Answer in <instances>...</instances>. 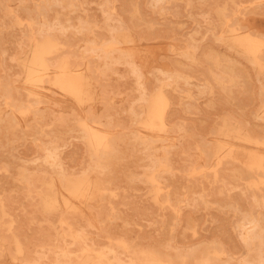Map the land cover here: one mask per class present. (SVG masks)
<instances>
[{
  "label": "rangeland",
  "instance_id": "374dc122",
  "mask_svg": "<svg viewBox=\"0 0 264 264\" xmlns=\"http://www.w3.org/2000/svg\"><path fill=\"white\" fill-rule=\"evenodd\" d=\"M262 40L264 0H0V264H264Z\"/></svg>",
  "mask_w": 264,
  "mask_h": 264
},
{
  "label": "bare ground",
  "instance_id": "6f19581e",
  "mask_svg": "<svg viewBox=\"0 0 264 264\" xmlns=\"http://www.w3.org/2000/svg\"><path fill=\"white\" fill-rule=\"evenodd\" d=\"M46 1V0H45ZM51 3H52V1H51ZM46 4H48V3H46ZM29 25V24H28ZM31 27V26H30ZM248 28V27H247ZM30 29V28H29ZM37 29H38V27H37ZM42 28H40V30H41ZM236 29V28H235ZM238 29V28H237ZM39 30V31H40ZM29 31V30H28ZM32 31V30H31ZM47 31V30H46ZM46 31H45V33H46ZM237 31V30H236ZM239 32V31H238ZM238 32H235V33H238ZM244 32V31H243ZM251 32V31H250ZM34 34V33H33ZM254 35V34H253ZM252 35V36H253ZM33 36H35V35H33ZM250 36H251V34H250ZM32 37V36H31ZM254 37H255V35H254ZM36 38V37H35ZM43 38V37H42ZM239 37H237L236 39L237 40H239L238 39ZM252 38V37H251ZM30 39H32V38H30ZM41 39V38H40ZM112 39H113V37H112ZM36 40V39H35ZM113 40H115V39H113ZM242 41H243V39H241ZM257 40V39H256ZM33 41H34V39H33ZM138 41V40H137ZM143 41V40H142ZM233 41V40H232ZM262 41H264V40H262ZM37 42V41H36ZM115 42V41H114ZM113 41H112V45H113V43H114ZM144 42V41H143ZM153 42V41H152ZM55 43V42H54ZM57 43V42H56ZM128 43V42H127ZM130 43V42H129ZM150 43V42H149ZM131 44V43H130ZM139 44V43H138ZM52 46H53V44H51ZM119 45H122V44H120V42H119ZM50 46V45H49ZM111 46V45H110ZM48 47V46H47ZM46 47V51H48V49L50 48H47ZM57 47V46H56ZM120 47V46H119ZM128 47V46H127ZM53 48L55 49V46H53ZM52 49V48H51ZM91 49V48H90ZM94 49H92V51H93ZM114 50V49H113ZM118 50V49H117ZM60 51V50H59ZM89 51H91V50H89ZM116 51V50H115ZM246 51V50H245ZM249 51V50H248ZM119 52V51H118ZM121 52V51H120ZM120 52H119V54H120ZM49 53L50 52H48V55H49ZM239 53V52H238ZM50 54H52V53H50ZM58 54H61L60 52L58 53ZM123 54V53H122ZM121 54V55H122ZM124 54H126V53H124ZM124 54H123V56H124ZM249 54H252V55H254L253 54V51H251ZM57 55V54H56ZM129 55V54H128ZM53 56V55H52ZM51 56V57H52ZM104 56V58L106 57V54L105 55H103ZM247 57H248V55H246ZM48 57H50V56H48ZM127 57V56H126ZM47 58V57H46ZM60 58H61V56H60ZM102 58V57H101ZM109 58V57H108ZM107 58V59H108ZM159 58V57H158ZM254 58V57H253ZM248 59V58H247ZM59 60V59H58ZM117 60V59H116ZM130 60H132V59H130ZM250 60V59H249ZM50 61V60H49ZM252 61H254L253 59L251 60V62ZM70 62V61H69ZM256 62V61H255ZM50 63V62H49ZM105 63V66L104 67H107L108 66V64H106V62H105V60H104V62H103V64ZM253 63V62H252ZM258 63L259 62H257V65H258ZM261 63V62H260ZM102 64V65H103ZM135 64V63H134ZM255 64V63H254ZM48 65H50V64H48ZM53 65V64H52ZM69 65H71V64H69ZM56 66H57V64H56ZM66 66H67V63H66ZM87 66V65H86ZM137 66V65H136ZM259 66V65H258ZM52 67V66H51ZM50 67V68H51ZM73 67V66H72ZM71 67V68H72ZM75 69V68H74ZM157 69H160V68H157ZM84 70V69H83ZM70 71V70H69ZM68 71V72H69ZM161 71V70H160ZM74 72V71H73ZM71 73V71H70V73L71 74H76V73ZM80 72H82V71H80ZM87 72V71H86ZM86 72H85V70H84V73L86 74ZM165 72V71H164ZM40 73V72H39ZM167 73H169V72H167ZM166 73V74H167ZM78 74H80V73H78ZM85 74L83 75L84 77H85ZM87 74H88V72H87ZM87 74H86V76H87ZM164 74V73H163ZM29 76H31V74L29 75ZM28 76V77H29ZM140 76V75H139ZM164 76V75H163ZM170 76H171V73L169 74V78H170ZM80 77V76H79ZM90 77H91V74H90ZM143 77V76H142ZM141 77V78H142ZM50 78H51V76H50ZM53 78V77H52ZM164 78V77H163ZM45 79V78H44ZM31 80V79H30ZM33 80H35V79H33ZM33 80L31 81V82H33ZM46 80V79H45ZM93 80V79H92ZM163 80V79H162ZM88 82H90V81H88ZM26 83V82H25ZM33 83H35V81L33 82ZM37 84H41L40 82H36ZM45 83V82H44ZM48 83V82H47ZM58 83L60 84L59 86H60V88L62 89V90H64V91H66L68 94H71V95H73V96H76L77 98L79 97V96H82V95H85V90H86V85L84 84V80L83 79H80V78H76L75 76H67V75H64V76H62L59 80H58ZM87 84V83H86ZM92 84V83H91ZM53 87H55V86H53ZM39 88V87H38ZM92 88V87H91ZM94 88V87H93ZM160 88V87H159ZM59 89V88H58ZM28 90V89H27ZM162 90V89H161ZM31 91V90H30ZM61 91V90H60ZM93 91V90H92ZM25 92H27V94H30V93H28V91H25ZM66 92H64V93H66ZM159 93V92H158ZM160 94V93H159ZM165 95V94H164ZM62 96V95H61ZM28 97H32V96H29L28 95ZM166 97V96H165ZM65 98V97H64ZM74 98V97H73ZM84 98V97H83ZM80 99V98H79ZM93 100H95V99H93ZM74 101H75V99H74ZM146 102H147V100H146ZM79 103H81L80 101H79ZM84 103V102H83ZM161 103V102H160ZM85 104H87V103H85ZM147 104V103H146ZM91 105V104H90ZM83 106V105H82ZM88 106V105H87ZM153 106H154V104H153ZM152 106V107H153ZM161 106V105H160ZM91 107V106H90ZM163 107V106H162ZM80 109V108H79ZM152 109V108H151ZM162 109V108H161ZM164 109V108H163ZM29 110V109H28ZM89 110H92V109H89ZM88 111V110H87ZM86 112V111H85ZM90 112L91 111H89V112H87V113H85V114H90ZM143 112V111H142ZM153 113H154V111H152ZM152 113V114H153ZM162 113H163V110H162ZM150 114H151V112H150ZM152 114H151V116L149 117L150 119H151V117H152ZM156 114H159V112L158 113H156ZM161 114V113H160ZM92 115H93V113H92ZM162 115V114H161ZM90 116V115H89ZM86 117V116H85ZM84 117V118H85ZM161 117V116H160ZM94 118V117H93ZM154 118V117H153ZM165 118V117H164ZM81 119V118H80ZM96 120H94V121H98L97 120V117L95 118ZM90 120V119H89ZM153 120V119H152ZM151 120V121H152ZM158 120V119H157ZM79 121H81V120H79ZM87 121H88V118H87ZM154 121H156L155 119L152 121V122H148V123H153ZM85 122H86V120H85ZM90 122H93L92 121V117H91V121ZM100 122V121H99ZM146 122V121H145ZM158 122H160V124L162 123V121H158ZM164 122V121H163ZM95 123V122H94ZM154 123H156V122H154ZM82 124V123H81ZM87 124V123H86ZM93 124V123H92ZM140 124V123H139ZM149 124V125H150ZM157 124H159V123H157ZM165 124V123H164ZM169 124V123H168ZM80 125V124H79ZM96 125H97V123H96ZM155 126H156V124H154ZM153 125V126H154ZM162 125V124H161ZM90 126V125H89ZM100 126V125H99ZM142 126H144V125H142ZM151 126V125H150ZM152 126V127H153ZM160 126V125H159ZM158 126V127H159ZM102 127H103V125H102ZM101 127V128H102ZM146 127H148V124H147V126ZM157 127V128H158ZM167 127V126H166ZM242 127V126H241ZM93 128V127H92ZM157 128H156V130H157ZM162 128H164L163 126H162ZM161 128V129H162ZM244 128V127H243ZM149 129H151L150 127H149ZM155 129V128H154ZM167 129H168V127H167ZM101 130V129H100ZM164 130H166V129H164ZM243 130V129H242ZM247 130V129H246ZM106 131H107V129H106ZM105 131V133H107ZM163 131V130H162ZM99 132H101V131H99ZM137 132V131H136ZM159 132V131H158ZM247 132V131H246ZM87 133V132H86ZM85 133V134H86ZM142 133V132H141ZM167 133V132H166ZM108 134V133H107ZM139 134V133H138ZM249 134V133H248ZM111 135V134H110ZM87 136V135H86ZM144 136H145V134H144ZM250 136V135H249ZM89 138H90V144H92L93 146H99V145H101V143L103 142V137H102V135L100 134V133H98V132H95V131H91L90 133H89V136H88ZM150 137V136H149ZM148 137V138H149ZM157 137V136H156ZM160 137V136H159ZM164 137V136H163ZM166 137V136H165ZM113 138V137H112ZM148 138H147V140H148ZM151 138V137H150ZM161 138V137H160ZM232 138V137H231ZM85 139V138H84ZM110 139V138H109ZM140 139V138H139ZM159 139V138H158ZM233 139V138H232ZM86 140V139H85ZM111 140H113V139H111ZM155 140H157V139H155ZM163 140V139H162ZM141 141H142V139H141ZM145 141V140H144ZM158 141H160V140H158ZM86 142V141H85ZM149 142H151V140L149 141ZM152 142H153V140H152ZM157 142V141H156ZM142 143V142H141ZM153 143H155V142H153ZM106 144V143H105ZM110 144V143H109ZM151 144V143H150ZM87 145H88V143H87ZM90 146V145H89ZM109 146V145H108ZM104 147H106V146H104ZM90 148V147H89ZM93 149H95V148H93ZM108 149V148H107ZM110 149H111V147H110ZM110 149H109V151H110ZM99 150H100V148H99ZM102 150V149H101ZM92 151V150H91ZM90 151V152H91ZM112 151V150H111ZM98 152H100V151H98ZM105 152H106V149H105ZM105 152H104V154H105ZM113 152V151H112ZM95 153V152H94ZM214 153V152H213ZM91 154V153H90ZM102 154V153H101ZM103 154V155H104ZM94 155V154H93ZM97 155V154H96ZM107 155V154H106ZM111 155V154H110ZM214 155V154H213ZM100 156V155H99ZM94 157H96V156H94ZM222 157V156H221ZM220 157V158H221ZM50 158V157H49ZM98 158V157H97ZM100 158H101V156H100ZM108 158H110V157H108ZM219 158V157H218ZM99 159V158H98ZM107 159V158H106ZM222 159V158H221ZM102 159H100V161H101ZM104 160H105V158H104ZM97 162V161H96ZM238 163V162H237ZM51 164V163H50ZM234 165V164H233ZM262 166H264V164H262ZM258 167V166H257ZM252 169H254V168H252ZM238 170V169H237ZM247 170V169H246ZM255 170V169H254ZM253 170V171H254ZM261 170H264V169H262L261 168ZM251 172V171H250ZM252 173V172H251ZM235 174H237L236 172H235ZM241 173H239V175H240ZM246 174H247V172H246ZM154 180V179H153ZM86 180H84V182H85ZM81 184L83 183V182H80ZM87 183V182H86ZM85 183V184H86ZM152 184V183H151ZM154 184H156L155 183V180H154ZM83 185V184H82ZM82 185H79L81 188H82V190H83V187H82ZM89 186H90V183H89ZM65 187V186H64ZM62 189V188H61ZM79 189V188H78ZM101 190H103V189H101ZM81 191V190H80ZM66 192V191H65ZM77 192H79L78 190H77ZM91 192V191H90ZM67 193V192H66ZM69 193V192H68ZM71 193V192H70ZM74 193V192H73ZM76 194V193H75ZM99 195H101V194H99ZM167 196V195H166ZM72 198H73V196H72ZM99 198H100V196H99ZM98 198V199H99ZM169 199V197L167 198V199H165V200H168ZM87 201V200H86ZM52 202V201H51ZM168 202H169V200H168ZM57 204V203H56ZM81 204V203H80ZM89 205V204H88ZM94 208V207H93ZM88 209H90V208H88ZM175 209V208H174ZM251 220V219H250ZM249 220V221H250ZM248 221V222H249ZM254 221V220H253ZM253 221H250L251 223L253 222ZM88 222V221H87ZM253 224H254V222H253ZM254 228H255V226H254ZM252 230H253V228H251ZM248 230V229H247ZM251 231V230H250ZM243 233V232H242ZM244 234V233H243ZM246 234H248V233H246ZM254 234H256V233H254ZM253 234V235H254ZM252 235V234H251ZM248 236V235H247ZM250 236V235H249ZM246 237V236H245ZM245 237H244V241H245ZM251 237H253V236H251ZM255 237L256 236H254V239H255ZM249 238V237H248ZM253 240V238H251V241ZM248 242V241H247ZM218 244H220L219 242H217ZM216 243V244H217ZM249 243V242H248ZM215 244V245H216ZM218 246V245H217ZM214 248H215V246H213ZM220 248H221V246H220ZM213 249V248H212ZM219 248L217 247V250H218ZM223 249V248H222ZM220 251V250H219ZM224 251V250H223ZM206 253H207V251H206ZM106 254V253H105ZM155 255V254H154ZM158 256V255H157ZM104 258V257H103ZM159 258H161V257H159ZM90 259V258H89ZM105 259V258H104ZM106 259H108V258H106ZM113 259V258H112ZM163 259V258H162ZM162 259H160V260H162ZM165 259V258H164ZM96 261V260H95ZM104 261V260H103ZM110 261H112V260H110ZM109 261V262H110ZM118 261V260H117ZM107 262V261H106ZM113 262H115V261H113ZM261 262V261H260ZM100 263V262H99ZM103 263V262H102ZM86 264H88V262L86 263ZM103 264H106L105 262L103 263ZM115 264V263H114ZM133 264V263H132ZM166 264H167V262H166ZM183 264V263H182ZM260 264H262V262L260 263Z\"/></svg>",
  "mask_w": 264,
  "mask_h": 264
}]
</instances>
